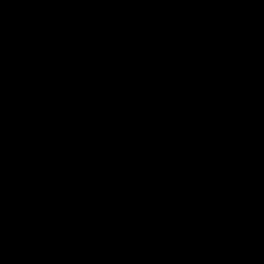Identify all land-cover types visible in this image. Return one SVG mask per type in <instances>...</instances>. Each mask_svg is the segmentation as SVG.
<instances>
[{"label":"water","instance_id":"95a60500","mask_svg":"<svg viewBox=\"0 0 264 264\" xmlns=\"http://www.w3.org/2000/svg\"><path fill=\"white\" fill-rule=\"evenodd\" d=\"M0 264H264V0H0Z\"/></svg>","mask_w":264,"mask_h":264}]
</instances>
